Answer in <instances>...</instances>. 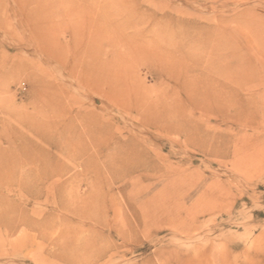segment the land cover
Masks as SVG:
<instances>
[{
    "label": "rangeland",
    "instance_id": "374dc122",
    "mask_svg": "<svg viewBox=\"0 0 264 264\" xmlns=\"http://www.w3.org/2000/svg\"><path fill=\"white\" fill-rule=\"evenodd\" d=\"M39 4L50 12L45 13L48 26L52 25L50 37L72 49L71 24L83 16L96 20L93 24L103 37L97 43L106 51L116 49L115 45L119 50L116 38L131 37L138 29L162 34L152 21H143L138 29L107 27L124 19L119 14L124 9L126 18L138 8L151 11L164 24L175 22L173 30L177 23L183 27L179 30L220 32L229 53L223 48L217 58L202 52L204 41L190 42L185 47L188 57L166 61L189 70L187 77L180 76L182 81H194L218 94L225 88L230 116L222 121L215 114L205 116L191 109L211 136L199 148L200 135L194 142L163 135L109 106L112 140L103 155L84 138L72 147L78 153L86 148L87 153L50 162L44 155L46 140L62 142L47 125L64 121L48 113L43 81L67 88L73 103L66 100V105L73 113L80 111L81 103L98 112L107 104L83 93L64 69L37 49L17 12L21 5L33 12ZM158 36L140 42L159 55L178 49L160 42ZM216 44L213 38L211 49ZM142 60L132 75L152 98L164 91L180 92L162 65ZM0 65V156L7 153L10 160L18 161L23 147L43 158L42 171L38 175L32 171L31 179L21 176L30 167L23 164L19 169L16 178L26 181L24 186L18 181L0 186V198L26 212L25 216L1 215L0 264H264V0H0ZM83 126L73 121L69 127L75 132ZM121 139L145 141L158 169L126 172L120 163L124 152L117 147ZM174 179L178 182L170 185ZM64 184L66 191L60 193ZM29 189L41 196L30 197ZM89 195L99 206L92 221L81 223L58 206L67 201L79 208L80 197Z\"/></svg>",
    "mask_w": 264,
    "mask_h": 264
},
{
    "label": "bare ground",
    "instance_id": "6f19581e",
    "mask_svg": "<svg viewBox=\"0 0 264 264\" xmlns=\"http://www.w3.org/2000/svg\"><path fill=\"white\" fill-rule=\"evenodd\" d=\"M23 8H25L24 5L19 6V12H17V14H20L22 26L31 33V36L40 53L47 56V58L54 62L59 69H64L76 82V86H78V88L83 91V93L91 95L93 98L100 99L108 105L107 106L105 104L106 106H101V111L98 112L95 107H92V110H89V106L85 105V103H81L80 111L73 113L68 105H66V100H68L69 103H73V97L71 95L68 96L69 92L67 88L61 83L55 84L50 82L49 79H43V90L46 95L45 98L47 103H45V107L48 109V113L52 114L53 117L62 119L64 121L61 123H57L55 121L47 125V130L51 132L55 130L57 132L55 135H57L58 139L62 142L59 143L46 140L47 148H44V155L49 158L50 162L57 161L59 156H61V159L65 161L76 158L79 153H87L86 148L79 150L78 153V150L76 151L75 148L72 147V145H75V141H78L79 144H82L84 138H88L91 144L97 148L98 154L103 155L104 150L109 149L112 140V127L110 124L111 118L107 114L109 106L118 109L119 111L130 113L142 127L150 130H157L163 135L183 136L186 140H190L192 142L196 141L197 136L200 135L203 141L198 143L199 148H202V145L204 146L203 143L207 142L211 136L204 131V123H201L200 118L196 117L191 109L196 110L200 112L201 115L205 116L215 114L220 117L222 121L230 116V110L226 109H229L228 105L230 102L227 97L229 92L225 88L222 89L225 91L223 94H218L206 88L205 86H200L199 83H194V81L189 83L186 78V81H182L180 76L185 75V77H187L189 70L182 69L181 66H179V68L176 64V61H166L178 60L188 57V55L185 54V47L190 42L201 43L202 41H204V44L201 45L202 52H212V56H216L218 58L221 54L223 55V52H225L222 51L223 48H225L227 52L230 49L229 45L226 46L224 44V38L220 32L215 35V31L213 33V31L209 29H205L203 33L199 30L202 34L196 29L185 28L183 30H179V28L183 27H178L176 25L177 23L175 24V28L173 30V24L175 22L164 24L162 20H157L151 11L139 12L141 10L138 8L134 14L132 12L131 17L126 18L127 10L124 9L122 12L117 11L119 14H123L125 16L124 19L122 21H113L112 23H109L107 27L123 31V29L129 28L138 29L140 23L143 21H152L155 26L159 28V31H162V34L160 33L158 36V34L155 35V33L153 35V33L148 29H138V31L131 35V37H124L120 35L119 39L116 38L121 44L120 49L122 47L124 51L122 49L118 50L116 45L115 48L118 51L114 48H112L113 50L106 51L103 50L97 43L103 37L100 35L97 26L93 24V22L96 20L92 21L91 18L83 16L84 18H82L81 21L71 24L74 26L72 28L73 36L71 38V44L74 45V49H72L70 46L61 44L55 38L50 37L49 31H51L50 27H52V25L50 24L48 26L47 24L48 19H46L47 17L45 13L47 10H44L45 6L42 7V5L39 4V9H36L33 12H29ZM47 13L49 15L50 12ZM51 16L53 17V15ZM185 30L188 31L186 32ZM165 31L170 33L166 35L164 33ZM149 36H158L160 38V42H167L169 45L171 44L170 46H176L178 49L175 50V48H171L169 49L170 51H167L166 55H164L163 51H161V55L155 54L148 48L147 45H144V43L140 42V40ZM213 38H216L217 44L212 48V50L210 44ZM111 46L114 47V45ZM172 50H174V52H171ZM236 53L237 52L234 54ZM233 56L234 55H232V57ZM166 57L169 59H166ZM235 57L236 55L234 58ZM142 59L156 62L158 66L159 64L162 65L163 68H165L168 72L167 75L173 77V83L176 82L178 85L177 89L183 93L184 97H180V92H178V94L176 93L177 91L175 92L172 90L171 92H161L159 96L155 95L156 97L152 98L149 92L146 91L145 88H141V85L137 83V77L134 78L136 73V71L135 73L133 71L134 67L136 64H139L140 61H144ZM231 61L237 60L231 59ZM230 64L232 65V63H229V65ZM224 66H226V64ZM211 67L213 68L214 65ZM221 67L223 68V66ZM21 68L22 70L25 69L23 66ZM239 68L240 65L237 66V69ZM229 69L230 68H228V70ZM132 73H134V75H132ZM202 79L203 78H201V80ZM162 81L164 80L162 79ZM174 88L175 87H173V89ZM222 90L221 92H223ZM73 121L84 125L83 128L79 131L76 129L75 132L72 131L70 127L72 126ZM104 121L108 123L105 124ZM130 140L131 141L129 142H125L123 139H121V141H117L118 150L124 152L120 157L121 167H123L126 172L129 171L132 173L137 170H157V164L153 161L148 148L145 147L146 142H138L135 139ZM35 148L38 150V147ZM20 150L21 152L17 157L18 161H16V159L10 160L11 156L7 153L0 156V186H12L15 185L16 181H18L20 184L19 186H24L26 181L21 182L16 178L17 172H19V169L24 165H26L27 168L30 167L28 171L31 173L26 172L25 175L21 176H29L28 178L31 179V175H33L32 171H34L36 175L42 171L43 158L37 157L35 151L34 153H30L24 150L23 147L20 148ZM214 151L217 152L216 150ZM71 152L74 153V156L70 155ZM88 164L89 163L86 164L87 167ZM24 178L25 177H21L20 179L24 180ZM176 182L178 181L174 179L169 184H173V186H175ZM27 187L28 186L26 185L23 188L27 190ZM65 187V184L62 185L59 192L61 193L64 190L66 191ZM28 191L31 193L29 194L30 197L33 196V198H39L41 196V193L39 192L33 193L34 191H31V189ZM48 197L49 196H47V198ZM158 199L160 200V198ZM162 199H164V197ZM6 200V198H0V217L1 215H7V212L8 214H11L10 216H12L13 213H15L17 216L26 215V212L23 210L21 205L16 203L11 204L6 202ZM79 200L80 204L82 205L79 208L71 206V204L69 206L67 201L59 202L58 206L62 209V211H67L68 214H71L73 218L75 217L81 223L95 219L97 217V213L99 212V206H97L98 201L96 198H94L92 195H89L86 198L80 197ZM102 212L105 213L106 211L102 210ZM65 217L66 216H63V219L61 218L59 220H64ZM135 217L137 221L140 219V215H136Z\"/></svg>",
    "mask_w": 264,
    "mask_h": 264
}]
</instances>
